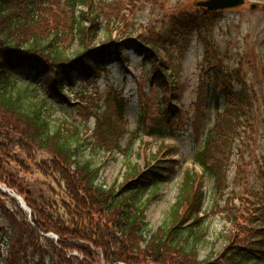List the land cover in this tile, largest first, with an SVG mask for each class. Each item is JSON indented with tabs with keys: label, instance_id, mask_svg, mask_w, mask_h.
Returning a JSON list of instances; mask_svg holds the SVG:
<instances>
[{
	"label": "rangeland",
	"instance_id": "rangeland-1",
	"mask_svg": "<svg viewBox=\"0 0 264 264\" xmlns=\"http://www.w3.org/2000/svg\"><path fill=\"white\" fill-rule=\"evenodd\" d=\"M93 1L94 9H100L96 14L105 29L99 32L95 44L109 36L110 40L125 42L124 51L121 58L109 59L101 73L81 83L77 99L72 97L70 110L58 109L54 118L57 124L66 120L65 132H78L83 141V157L100 167L98 183L104 188L114 186L118 191L131 166L145 170L148 165L144 160L146 162L157 151L159 159L156 162L152 157L154 166L149 169L158 173L156 178L161 179V183L144 201L146 220L153 230L165 225L181 194L187 170H193L203 183L202 216L208 225L207 237L197 249L200 259L217 258L232 245V237L236 244L264 237V0H246L240 7L216 14L198 12L196 2L199 0ZM56 2V9L67 12L65 18L61 17L63 13L58 17L49 14L48 20L58 21L60 27L67 29L73 13L65 0ZM86 2L78 4L76 15L79 16L78 11L89 9L91 0ZM254 3L259 5L251 8ZM187 18L194 19L186 24ZM45 29L46 24H43L42 30ZM138 39L156 43L154 60L161 57L166 62L171 86L163 79L155 86L151 76L156 69V65H152L154 55L141 50ZM236 76L251 92L252 103L250 95L246 94V106L243 112L237 113L241 119L236 122L234 118L232 123L237 127L229 138V144L233 145L229 160L230 148L225 149L223 160L228 168V188L221 198L216 196L210 176L194 164V155L212 125L209 118L216 101L205 97L207 91L215 82L219 83V88L232 87L238 82ZM84 90H89L90 95L88 103L82 106L79 100ZM120 90L126 103L121 132L117 131V121H98L93 115L100 110L112 113V93L116 91L119 95ZM224 100L221 95L218 101L221 110L225 107ZM172 146L174 151L162 154L164 148ZM12 154L15 156L10 166L13 172L19 171L17 182L40 199L44 196L57 200L58 212L64 215L63 201H69L64 182L73 172L72 165L70 170L59 168L50 163L53 157L44 150L30 154L20 149ZM210 160L213 164L216 162V146ZM53 167L60 174L50 172ZM233 190L234 194L230 195ZM18 204L9 194L0 195V205L8 210L7 217L3 210L0 212L2 226H10V211L19 218L25 216ZM3 227L0 232L8 233ZM4 240L0 235V241Z\"/></svg>",
	"mask_w": 264,
	"mask_h": 264
},
{
	"label": "trees",
	"instance_id": "trees-1",
	"mask_svg": "<svg viewBox=\"0 0 264 264\" xmlns=\"http://www.w3.org/2000/svg\"><path fill=\"white\" fill-rule=\"evenodd\" d=\"M55 2L0 0V182L25 197L36 225L33 227L24 215L19 218L9 212L10 226L0 224V228L8 232H0L5 238L0 241V264H114L120 261L127 264H259L264 261L262 236L247 244H236L232 237V245L217 258H199L197 249L207 237L208 225L200 215L201 177L193 170H187L181 194L165 225L157 230H152L146 222L141 200L161 183L152 172L140 173L139 166L135 165L133 171L127 172L118 191L114 186L104 188L97 182L100 167L83 157V142L78 132H65L66 120L57 124L54 117L58 108L70 110L72 101L64 89L74 90L75 75L79 83L89 80L94 76L93 68L115 51L109 45V36L99 46L95 44L104 24L96 14L100 9L95 10L93 2L87 11H78V16L77 6L85 4L86 0H65L73 13L67 29L60 27L58 21L48 20L49 14L58 17L63 13L54 7ZM53 7L55 10L51 11ZM66 13L61 17L65 18ZM192 19L184 22L189 24ZM43 24H46L45 30H42ZM145 42L155 47L154 41ZM24 72L30 77L24 78ZM152 74L160 85L164 78L157 71ZM218 84L209 89L212 99L216 97ZM222 91L224 110L215 104L212 125L194 155L195 163L213 180L216 196L221 198L228 188V168L223 160L225 149L230 148L229 160L233 153L229 138L237 127L232 123L234 118L236 122L241 119L237 113L243 112L246 106V94L250 95L252 103L245 83L237 89L225 87ZM86 102L82 100V106ZM117 106V114L122 116L125 103L120 99ZM100 120L111 123L105 114ZM215 146L213 164L210 158ZM20 149L30 154L36 150L47 151L53 157L50 163L64 170H70L72 165L73 172L64 182L69 198L63 201L64 215L58 212L57 200L44 196L40 199L17 182L19 171L13 172L10 161L15 156L12 153ZM52 171L60 174L54 167ZM135 173L139 176L132 180L131 175ZM233 194L234 190L230 192ZM2 210L7 217L8 210L0 205V212ZM39 230L52 231L60 238L56 242L44 237ZM71 250L79 251L83 258L70 254Z\"/></svg>",
	"mask_w": 264,
	"mask_h": 264
},
{
	"label": "water",
	"instance_id": "water-1",
	"mask_svg": "<svg viewBox=\"0 0 264 264\" xmlns=\"http://www.w3.org/2000/svg\"><path fill=\"white\" fill-rule=\"evenodd\" d=\"M242 3H244V0H207L199 2V5L206 6L208 9H220L226 7H234Z\"/></svg>",
	"mask_w": 264,
	"mask_h": 264
}]
</instances>
